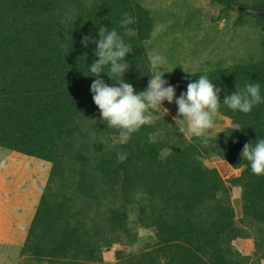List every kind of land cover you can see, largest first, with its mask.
Instances as JSON below:
<instances>
[{
  "label": "trees",
  "instance_id": "16d2710c",
  "mask_svg": "<svg viewBox=\"0 0 264 264\" xmlns=\"http://www.w3.org/2000/svg\"><path fill=\"white\" fill-rule=\"evenodd\" d=\"M211 3L226 23L231 12L236 25L255 18L261 39L253 60L164 76L176 96L204 73L220 89L219 114L233 126L202 145L170 115L151 119L124 141L100 119L87 67L98 59L101 27L115 29L129 45L120 79L140 92L152 75L146 41L154 21L141 1L0 0V147L51 163L21 251L26 264H100L115 245L122 248L113 264L262 263L264 175L253 174L240 153L264 138V102L242 113L224 100L246 83H260L264 96V18L242 9L264 8V0ZM125 12L133 24L121 23ZM84 36L92 38L86 46ZM99 75L108 84L117 79ZM118 152L126 158L117 159ZM213 157L240 174L224 179L206 164ZM232 188L240 190L239 215ZM139 228L154 232L155 242L126 254ZM239 238L253 239L251 255L238 250Z\"/></svg>",
  "mask_w": 264,
  "mask_h": 264
},
{
  "label": "rangeland",
  "instance_id": "374dc122",
  "mask_svg": "<svg viewBox=\"0 0 264 264\" xmlns=\"http://www.w3.org/2000/svg\"><path fill=\"white\" fill-rule=\"evenodd\" d=\"M138 1H141L151 11L154 29L150 39L146 41V46L149 56L153 53H159L166 57L164 76L209 70L218 65L232 66L239 62L253 60L250 58L257 55L256 49L259 47L261 37L260 25L255 18L247 17L245 25H236L233 20L237 13L231 12L228 23H226V18L224 20L218 18L219 7L211 3V0ZM259 55L260 53H258ZM163 108H166L167 112L166 110L156 112L149 109L153 121L161 115H170L172 118L177 116L175 97L172 103L164 101ZM175 121L177 122V120ZM231 126H233L231 119L218 113L214 128L209 130V135L214 136ZM187 137H191V135H187ZM115 140L120 141L121 138L116 137ZM0 151H5V149L0 148ZM2 157L3 155H0V166L6 161ZM29 157L26 159L29 160V163L31 162L30 166L26 164L24 170L21 166L20 169L13 166L8 170L2 168V177L9 180L7 183L9 188L20 187L21 189L24 188L25 192L29 187L35 190V194H31L33 197L24 199V204H29L30 200H32L31 202L39 201L42 190L47 183L43 179L49 175V167L51 168L50 163L44 162V160H40L42 161L40 162L39 159L33 160ZM206 164L217 168L226 180L240 174L239 169H233L228 162L220 158H210ZM38 170L45 173L41 180L37 179ZM11 179L12 181H10ZM38 181L39 188H37ZM3 194L4 192L0 196ZM8 198L5 197L2 201H6ZM231 200L239 215L240 190L238 188H232ZM138 233L139 240L137 243L130 247H123L126 254L141 252L145 250L147 243L153 244L155 242L154 232L139 228ZM245 242L248 244L247 246L237 242V247L242 252L250 251L253 245L251 240ZM0 243V264H26L24 256L21 255L24 244L20 246L19 251L12 253L9 247L2 244L6 242L0 240ZM120 248H122L121 245H115L110 251H104L103 262L100 264L116 262L115 251Z\"/></svg>",
  "mask_w": 264,
  "mask_h": 264
},
{
  "label": "clouds",
  "instance_id": "9594fccd",
  "mask_svg": "<svg viewBox=\"0 0 264 264\" xmlns=\"http://www.w3.org/2000/svg\"><path fill=\"white\" fill-rule=\"evenodd\" d=\"M122 17L124 18L121 20L122 24L134 23V18L129 13H123ZM99 31L101 38L96 42L95 50L98 59L87 69L95 77L89 86V91L94 104L99 109L100 119L106 121L109 128L118 129L119 137L124 141L142 126L151 122L149 109L156 112L161 110L167 112V109L163 108V102L172 103L175 97L177 116L173 119L177 120L179 130L185 135L197 137L202 145H207L209 130L214 128L220 107L218 103L220 89L212 83L207 73L201 74L198 79L191 80L187 84L186 91L176 96L175 86L167 83L164 78L166 57L153 53L148 58L152 75L147 88L135 92L132 84L120 79L121 74L128 67L124 58L129 51V45L115 29L109 31L101 27ZM127 32L133 35L134 29L128 28ZM91 39L89 36H84L81 38V43L86 46ZM103 71H107L112 79L116 77V82L105 83L99 75ZM261 102H264V96L261 95L260 83H246L242 89L226 96L224 105L233 111L249 113L255 105ZM126 155V153L118 152L117 159L124 160ZM240 157L248 162L253 174L264 175V138L255 139V143L253 141L245 143ZM238 240L248 239H237L236 246L237 242L239 244Z\"/></svg>",
  "mask_w": 264,
  "mask_h": 264
},
{
  "label": "crops",
  "instance_id": "0c3cea01",
  "mask_svg": "<svg viewBox=\"0 0 264 264\" xmlns=\"http://www.w3.org/2000/svg\"><path fill=\"white\" fill-rule=\"evenodd\" d=\"M0 155H3L2 158L6 159V161H4V163L0 166V195L2 192H4V194L0 196V240L6 242L2 244H5L6 247H9L11 249L12 253H15L19 251L20 246L21 245L23 246V244L25 243L28 229L34 218L41 196L39 198V201L31 202L32 200H30L29 204L27 203L24 204V201L26 199L33 197V195L31 194H35V190L32 187H29V189H27V192H25L24 188L21 189L20 187L13 186L9 188V186H7L9 180L7 178L4 179L2 177L3 174L2 168H6L8 170L13 166V167H18V169H20L21 166L23 167L22 170H24L26 164L27 166H30L29 164L31 162L29 163V160L26 159L29 156L26 157V155L22 153L16 151H9L7 149H5V151H0ZM29 158L31 159L33 158V160L37 159L34 157H29ZM49 169L51 168L49 167ZM37 174H38L37 179L41 180L43 179L45 173L41 170H38ZM48 176L43 179L45 182H47ZM10 181H12V179ZM10 184L13 183L10 182ZM38 185H39V181L37 184V188H39ZM42 191H44V189ZM2 197L3 198L9 197V198L6 201H2L3 199ZM238 241L242 244L244 243L245 246L248 245L245 242L247 240H238ZM253 248H254V244L252 245L250 251H246L243 253L246 255H250L253 251ZM262 264H264V261H262Z\"/></svg>",
  "mask_w": 264,
  "mask_h": 264
},
{
  "label": "water",
  "instance_id": "95a60500",
  "mask_svg": "<svg viewBox=\"0 0 264 264\" xmlns=\"http://www.w3.org/2000/svg\"><path fill=\"white\" fill-rule=\"evenodd\" d=\"M247 14L263 17L264 18V8L255 9V8H242Z\"/></svg>",
  "mask_w": 264,
  "mask_h": 264
}]
</instances>
